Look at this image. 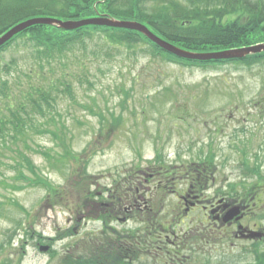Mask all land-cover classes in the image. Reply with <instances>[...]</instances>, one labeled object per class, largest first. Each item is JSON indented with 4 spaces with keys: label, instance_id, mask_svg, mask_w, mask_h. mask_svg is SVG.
Returning a JSON list of instances; mask_svg holds the SVG:
<instances>
[{
    "label": "rangeland",
    "instance_id": "1",
    "mask_svg": "<svg viewBox=\"0 0 264 264\" xmlns=\"http://www.w3.org/2000/svg\"><path fill=\"white\" fill-rule=\"evenodd\" d=\"M107 37L105 44L96 34L80 44L85 48H69L56 57L37 54L26 39L0 53V119L21 113L30 116L28 128H48L33 133L28 144L10 130L0 137V264H60L67 252L85 257L99 252L97 245L86 241L103 232L104 212L116 216L111 203L116 183L129 170L140 167L149 172L150 165L158 164V154L178 166L213 155L211 180L200 192L199 206L189 204L185 211L184 179L175 185L176 193L156 197V216L174 226L164 230L165 240L175 232L203 228L201 222L209 221L201 209L205 203L225 197L249 202L253 208L245 219L234 218L238 221L234 225L213 227L218 237L184 252L182 261L173 253L177 251L173 244L161 240L158 246L163 249L132 264H256L264 254V239L240 233L251 229L264 234L263 62L252 67L240 63L186 67L152 56L146 43L135 52L120 51L123 45L116 44L119 52L113 49L110 56ZM43 94L50 95L52 107L40 100ZM33 100L41 101L46 117L40 116ZM49 128L58 136L62 133L64 141ZM64 143L71 151H64ZM45 150L54 156L48 158ZM245 156L250 158L249 172L242 162ZM86 172L94 176L90 190L97 193L88 210L81 207L87 216L84 211L78 214V204L85 199L79 200L75 191L56 203L49 189L64 190L74 173L81 177ZM138 175L145 178L142 172ZM245 186H257L262 195L253 199ZM117 213L121 219H110L115 229L126 232L142 224L137 213L133 217Z\"/></svg>",
    "mask_w": 264,
    "mask_h": 264
},
{
    "label": "trees",
    "instance_id": "2",
    "mask_svg": "<svg viewBox=\"0 0 264 264\" xmlns=\"http://www.w3.org/2000/svg\"><path fill=\"white\" fill-rule=\"evenodd\" d=\"M189 3L186 5L176 0H0V36L17 24L35 17L78 21L107 16L118 20L141 22L170 43L193 53L218 52L264 42V0H190ZM96 34L103 36L105 44H107V35H109L110 43L108 45L112 47L107 49V54L110 56H112L111 50L117 49L116 44L123 45L121 47L123 50L120 49V51L135 52L138 45L146 43L150 46L147 52L152 56H162L169 62L186 67L212 68L230 63H240L252 67L262 62L264 64V52L249 55L242 59L231 60L181 58L159 47L139 32L100 25L83 26L71 31L52 25L38 24L30 26L0 47V53L8 50L20 39H26L35 47L37 54L56 57L65 53L69 48L73 50L81 46L80 44L83 45L87 38H93ZM115 45L116 47H114ZM81 47L85 48V46ZM104 48L106 49L105 46ZM117 50L119 52V49ZM143 51L146 52V49H143ZM49 99L50 95L48 94H43L40 97V100H43L48 108L52 107ZM33 103L40 116L46 117V110L41 101L36 102L33 100ZM28 118H30L29 115L24 117L21 113L12 112V119L3 121L0 119V137L3 138L10 130L13 131L14 138L23 140L28 144V140L33 133L47 131L48 128H28ZM62 132L66 134L64 130ZM51 133L56 139L64 141L62 133L58 136L56 129H51ZM64 146V151L69 152L70 149H67L65 143ZM18 152L22 153V149H19ZM43 154L48 158L54 156L49 150H45ZM210 156L213 157V155ZM16 157L21 158L19 154H16ZM65 157L76 160L69 154ZM161 157L162 155L158 154L155 162L158 161L159 165H150L151 170L149 172L138 167V172L129 170L116 183L114 188L116 192L111 196V203L115 207L113 211L115 210L116 216L104 212L103 217H101L103 232L97 237H91L92 239L89 238V241H86V243L97 245L99 252L96 251L86 257L81 256L79 253L74 255L67 252L60 260V264H132L142 256H148L156 249H163L158 246L161 240L164 243L167 241V243L173 244L172 246L177 249L173 253L179 254L182 261L184 257L186 258L184 252L191 251L192 247L194 248L199 243H210L218 237L217 234L200 227V229H195V232L193 230L186 231L184 234L175 232L170 234L171 237H167L169 235L165 236L167 240L163 238L164 230L168 232L171 228L174 229V226L173 223L170 225V220H164L161 218L162 216H156V197L160 195L162 198V196L173 194L174 191L176 193L175 185L182 179L187 183L186 189L193 188L198 190L199 193L203 192L207 183L211 180L209 175L213 171V160L207 155V157L201 158L199 162H186L178 166L162 161ZM248 159L250 158L245 156L242 161L247 172L252 168ZM139 172L145 175L142 180L138 175ZM154 181L156 182L154 183ZM146 182L149 185H146ZM93 183H95L93 175H88L86 172L80 177L74 173L64 190L51 186H49V189L53 201H56V203L59 202L57 199H61L69 192L71 194V191H75L79 200L80 197L82 200L85 199L84 204H78V214L80 215L84 211L83 214L87 216L89 213L85 211L88 210L87 205L91 206L92 201L90 200L97 197V193L90 190ZM31 184L32 180L30 179L28 185ZM12 185L14 190H17L18 186H15V183ZM257 186H245L244 188L248 189L249 193L247 195H252L253 199L262 195ZM145 189H150L151 192L146 194ZM72 193L76 197L75 193ZM257 193L258 195H256ZM147 199H150V201ZM189 199L186 201L187 206L195 202L194 199ZM163 204L164 202L161 201L162 206ZM2 205L0 204V210H2ZM82 206L85 210L81 209ZM244 207L247 208L245 205ZM118 211L123 214H132L131 217L137 213L142 224L133 230H125L127 233L111 227L110 219L115 217L121 219L120 214L117 213ZM68 231L70 232L69 236H71L73 228ZM175 239L178 242L173 241ZM80 242L77 245H80ZM262 255L263 257L259 256L256 264H264V254Z\"/></svg>",
    "mask_w": 264,
    "mask_h": 264
},
{
    "label": "water",
    "instance_id": "3",
    "mask_svg": "<svg viewBox=\"0 0 264 264\" xmlns=\"http://www.w3.org/2000/svg\"><path fill=\"white\" fill-rule=\"evenodd\" d=\"M38 24L43 25H52L60 27L64 30L71 31L78 29L83 26L89 25H100V26H107L112 28H121L126 30H133L137 31L141 34H144L148 37L152 42L157 44L159 47L163 48L164 50L178 56L181 58L187 59H196V60H231V59H242L249 55L253 54H260L264 52V42L258 43L251 46H245L240 48H233L228 50H222L218 52H210V53H193L188 52L178 46L170 43L166 39H163L156 33H154L147 25L138 22V21H130V20H118L107 16H99L93 18L82 19L78 21L73 20H60L56 18L50 17H35L30 18L26 21H23L10 30H8L5 34L0 36V47L4 44L9 42L14 36L25 30L26 28ZM229 205H225L227 208ZM240 206H233L224 216V222H228L234 218L237 220L241 219L243 215H240L241 212ZM244 209V208H243ZM214 212V211H213ZM212 212V213H213ZM239 229H243L242 226H239ZM263 236L260 232L252 231L248 235H245V238H261Z\"/></svg>",
    "mask_w": 264,
    "mask_h": 264
},
{
    "label": "flooded vegetation",
    "instance_id": "4",
    "mask_svg": "<svg viewBox=\"0 0 264 264\" xmlns=\"http://www.w3.org/2000/svg\"><path fill=\"white\" fill-rule=\"evenodd\" d=\"M202 195V193H199L198 190L196 189H193V188H190V189H185L183 191V193H181V199L182 201H184V209L185 211H187L189 209V206H187V200L189 198H194L195 202L193 203V206H199L200 203H202V201L199 199V197ZM251 195V194H250ZM258 195V193L256 194ZM252 196V195H251ZM220 199L223 200V202L221 203L220 202ZM219 200L217 199V201L215 202H208V203H205L203 205H201V209L203 210V215L204 217L207 219H209V221H202V226L203 228L207 229L208 231L211 230L212 233H216L215 231L217 229H214L213 227L215 228H219L221 226H224V227H228L229 225H234V223H237L238 221H236V219H234L233 221H230L229 223L228 222H224V216L225 214L230 210L231 207L235 206V205H239L242 207V210H241V215H243V218L245 219L247 217V215L250 214L251 210H252V205L249 204V202H246V204H244V202L240 203V201L242 200H239V199H235V200H232V201H227V199L225 197L223 198H220ZM229 204V206L227 208H225V205L226 204ZM247 206L246 207H244ZM243 208H246V209H243ZM214 211V212H213ZM213 212V213H212ZM240 224L238 225V228H239ZM243 231V229H242ZM252 231H256V230H248L245 232V230L243 231V233H240L242 234L243 236L245 235H248L250 232ZM254 239V238H252ZM259 239H264V234L261 238ZM258 239V240H259ZM260 242V241H259Z\"/></svg>",
    "mask_w": 264,
    "mask_h": 264
}]
</instances>
